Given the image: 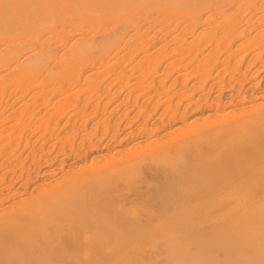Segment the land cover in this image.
<instances>
[{
  "label": "bare ground",
  "instance_id": "obj_1",
  "mask_svg": "<svg viewBox=\"0 0 264 264\" xmlns=\"http://www.w3.org/2000/svg\"><path fill=\"white\" fill-rule=\"evenodd\" d=\"M0 264H264V0H0Z\"/></svg>",
  "mask_w": 264,
  "mask_h": 264
}]
</instances>
